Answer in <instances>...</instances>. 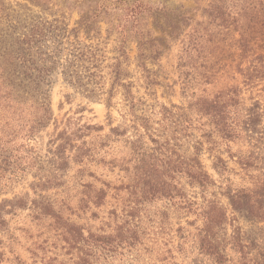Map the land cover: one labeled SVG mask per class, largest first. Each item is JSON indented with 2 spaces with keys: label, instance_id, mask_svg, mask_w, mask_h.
Returning <instances> with one entry per match:
<instances>
[{
  "label": "rangeland",
  "instance_id": "1",
  "mask_svg": "<svg viewBox=\"0 0 264 264\" xmlns=\"http://www.w3.org/2000/svg\"><path fill=\"white\" fill-rule=\"evenodd\" d=\"M251 3L257 9L260 3L264 7V0H0V29L9 22L35 17H63L70 28H78L85 19L99 31L107 58L116 54L119 45L116 25L128 24V20L129 71H136L132 74L136 83L132 91L141 99L134 118L121 95L109 108L103 100L91 101L57 78L50 89L52 120L28 148H21L27 161L22 164L23 171L7 180L0 193L5 221L0 227V264L86 262L89 256L84 255L85 246L69 244L63 222L81 228L83 236L87 232L110 233L115 222H120L114 221V216L118 220L121 216L123 199L119 196H127L114 188L134 183L132 168L138 152L160 160L174 152L171 161L176 162L177 156H191L197 142H204L201 161L217 187L225 188L227 175L232 192L251 190L253 183L264 180V81L252 90L242 86V76L236 71L239 51L234 39L238 35L226 34L216 13H211L213 7L220 12H224L223 7L235 12ZM138 5L141 14L133 22L129 15L134 13L129 10L135 11ZM257 18L255 28L250 30L252 46L264 55V19ZM241 21L250 27L246 19ZM81 30L79 37L85 41ZM137 32L157 40L148 53H160L157 60L146 62L156 84L150 93L133 61ZM90 36L93 40L98 37L94 32ZM193 66L197 70L193 71ZM232 85L240 90L241 99L231 117L240 126H248L244 135L231 142L214 137L216 144L209 152L210 145L203 136L212 127L192 102L196 97L211 99ZM29 155L34 161L27 160ZM214 156L229 170L223 177L213 169ZM175 184L185 188L191 201H202L199 188L186 186L181 178ZM99 191L107 193L105 204L86 207L83 201ZM224 192L215 189L228 216L227 235L222 238L229 241L233 229L241 228L252 246L251 258L264 260V199L253 200L262 202L261 213H240L230 207ZM140 213L144 229L141 244L107 256L93 250L90 264H212L196 247L197 228L202 227V221L194 211L184 217L178 205L164 200L146 203ZM179 228L183 230L178 232ZM226 254V264H236L238 254L229 244Z\"/></svg>",
  "mask_w": 264,
  "mask_h": 264
},
{
  "label": "trees",
  "instance_id": "2",
  "mask_svg": "<svg viewBox=\"0 0 264 264\" xmlns=\"http://www.w3.org/2000/svg\"><path fill=\"white\" fill-rule=\"evenodd\" d=\"M139 5L133 9L135 11L129 10L134 13L129 15L133 22H137L136 17L141 14L139 10L142 8ZM260 6L257 9L251 3L235 12H227L225 7H221L224 12H220L216 7L211 11L216 13L214 15L219 19L222 29L226 30V34L232 37L235 33L238 35L234 39L239 51L236 71L242 76L241 84L246 90H252L264 81V55L252 46L250 31L255 28L258 15L264 19V7L261 3ZM241 18L246 19L250 27H246ZM125 22L129 24L128 20ZM128 24L119 22L116 25L119 45L115 48L116 54L110 58L105 55L99 31L85 19L81 20L78 28H70L63 17H35L15 24L9 22L0 29V193L7 180L16 177L18 171H23L22 164L26 158L22 155L25 150L21 151V148H28L36 136L50 124V89L58 77L87 99L96 102L103 100L109 108L112 100L121 95L129 115L136 118L135 112L141 104V99L136 98L132 91L136 84L132 80V74L136 71H129L131 62L127 48ZM261 24L264 26V21ZM81 28L84 30L85 41L79 37ZM91 32L98 37L93 40ZM136 35L137 54L133 61L135 69L141 72L145 89L150 93L156 84L151 79V71L147 69L146 62H153L160 57L157 50L148 53L152 51L150 49L155 48L153 43L157 40L151 39L150 36L145 37L147 34L143 32H137ZM200 67L206 69L204 66ZM192 70H197V67L193 66ZM204 77L208 81L209 77ZM240 99V90L232 85L218 91L211 99L196 97L192 102L199 116L206 117L209 128L212 127V131L203 136L205 142L210 145L209 152L213 151L212 147L216 144L214 137L231 142L245 134L248 125L242 123L240 126L231 117ZM111 131L116 133L115 129ZM196 145L191 156H177L176 162L171 161L172 155H176L174 152L169 156L164 155L161 160L152 154H136L137 163L132 168L134 183L114 188L115 192L127 193V196L116 194L123 199L121 216L119 220L118 216H114V221L120 222H115L110 233L96 235L87 232V235L83 236L81 228L68 224L67 221L63 222V233L68 236L69 244L73 247L82 244L86 248L84 255L89 257L86 262L82 259V264L91 263L90 254L93 250L107 256L119 252L120 249L123 251L140 245L144 237V229L140 223L143 217H140V212L146 203L164 200L178 205L184 217L194 211L197 219L202 221V227L197 228L196 247L212 264H226L227 244L238 254L236 264H264L263 259L259 261L251 258L252 246L241 228L233 229L229 241L222 238L227 235L228 216L227 210L215 194V189L225 190L223 196L228 198L234 211L261 213L262 202L253 200L264 199V180L253 183L251 190L232 192L227 175L224 179L227 183L225 188L217 187L201 161L204 142H197ZM31 151L33 149L29 150ZM162 153L159 152V155ZM29 159L34 161L32 155H29L27 160ZM214 159L213 169L223 177L229 170L220 158L214 156ZM124 170L127 172L129 169ZM7 174L10 177H7ZM178 178L183 179L186 186L201 190L202 201L199 204L188 198L185 188L175 184ZM106 198L107 193L99 191L83 202L86 207L92 204L99 208L105 204ZM193 207L196 210H193ZM2 213L1 205L0 227L5 223ZM261 214L264 216V212ZM161 216L167 217L164 213H161ZM182 230L183 228H179L177 231ZM180 238L186 241V237ZM184 243L180 244V248Z\"/></svg>",
  "mask_w": 264,
  "mask_h": 264
}]
</instances>
